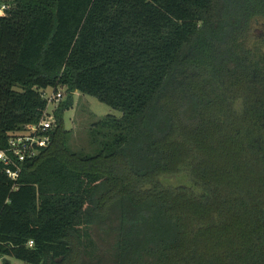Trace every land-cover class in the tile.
Instances as JSON below:
<instances>
[{"label":"trees","instance_id":"16d2710c","mask_svg":"<svg viewBox=\"0 0 264 264\" xmlns=\"http://www.w3.org/2000/svg\"><path fill=\"white\" fill-rule=\"evenodd\" d=\"M10 3L0 148L47 110L44 89L66 98L17 179L0 169V257L264 264V0ZM74 91L120 115L73 150L62 112ZM179 172L189 185L158 181Z\"/></svg>","mask_w":264,"mask_h":264},{"label":"rangeland","instance_id":"374dc122","mask_svg":"<svg viewBox=\"0 0 264 264\" xmlns=\"http://www.w3.org/2000/svg\"><path fill=\"white\" fill-rule=\"evenodd\" d=\"M260 24V21H256L252 24V35H257L262 30ZM52 92L53 91L51 88H46L43 90L45 95H49ZM55 92L60 93L59 101L65 100L66 93L63 87L58 86ZM237 103L238 102H235V106H237ZM54 105L56 104L47 105V111L49 114H51V116ZM106 114L117 117L120 115V112L117 109H113L106 104L97 101L90 95L82 94L77 91L72 92L71 105L62 112V125L67 131L66 140L68 147L73 150L85 147L87 131L89 129L90 123ZM158 181L160 184L166 186L189 185L184 172H179L174 175L161 176L158 178ZM3 260H5L7 264H26L9 256L0 257V264H2Z\"/></svg>","mask_w":264,"mask_h":264},{"label":"built area","instance_id":"2783aa9c","mask_svg":"<svg viewBox=\"0 0 264 264\" xmlns=\"http://www.w3.org/2000/svg\"><path fill=\"white\" fill-rule=\"evenodd\" d=\"M11 0H0V18L5 17L10 9ZM42 97L48 104H56L60 99L59 92H52ZM53 116L44 109L36 122L24 124L19 132L10 135L6 145L0 148V169L5 176L15 181L21 171V163L25 158L35 155L39 146H44L49 141L48 130L53 124ZM30 244V241H29Z\"/></svg>","mask_w":264,"mask_h":264}]
</instances>
